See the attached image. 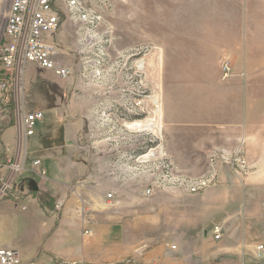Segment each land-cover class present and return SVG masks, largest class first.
Returning <instances> with one entry per match:
<instances>
[{"label":"crops","instance_id":"obj_1","mask_svg":"<svg viewBox=\"0 0 264 264\" xmlns=\"http://www.w3.org/2000/svg\"><path fill=\"white\" fill-rule=\"evenodd\" d=\"M228 24L235 30L217 43L227 45L233 74L223 78L220 66L184 69L183 75L190 77L177 80V89L165 90L161 104L163 145L177 164L196 163L203 158L207 166L213 151L245 150L251 165L249 174L242 178L229 169L228 176L221 166L216 185L225 194L217 190L209 201L214 205V221L220 217L224 225L222 239L216 240L212 231L205 230L213 243L196 246L200 255L192 263L181 244L172 249L165 240L155 238L171 233L162 227L170 226L174 219L166 209L167 217L162 222L159 215H147L146 230L152 237H147L146 245L138 246L144 219L110 209L112 203L106 197L115 191L119 201L131 199L133 203L138 197V181H121L119 161L108 164V155L102 162L103 156L96 161L88 154L81 140L89 99L85 92L76 93L81 88L77 85L61 89L58 101L48 109L60 126L52 127L46 135H33H39L34 143L40 148L18 178L22 190L25 193L28 189L30 196L23 194L17 201L11 193L0 201V246L18 249L22 264H120L132 254L137 258L129 264H264V257H256V246L264 244V21ZM30 65L32 69L43 68ZM46 76L55 83L63 79L52 70ZM66 95L70 98H64ZM16 132L13 123L2 132L8 153ZM38 158L46 167V179L33 170L32 161ZM45 161L54 165L51 173ZM112 167L116 174L108 177ZM60 198L64 206L58 210ZM204 198L207 196L200 197L202 204L207 203ZM185 199L172 191L155 197L166 204L179 202L182 214L186 211ZM198 213L196 222L204 223L207 208L201 207ZM174 222L183 224L186 219L180 217ZM155 226L162 230L156 233ZM87 229L92 233H85Z\"/></svg>","mask_w":264,"mask_h":264},{"label":"rangeland","instance_id":"obj_2","mask_svg":"<svg viewBox=\"0 0 264 264\" xmlns=\"http://www.w3.org/2000/svg\"><path fill=\"white\" fill-rule=\"evenodd\" d=\"M82 1L100 15L99 22L81 27L77 22L66 18L57 31V39L64 50L57 58L61 64L70 66L73 73L55 83L46 76L51 70L32 69L30 64L26 68L27 109L44 111V118L37 124V134L46 135L52 127L60 126L48 109L58 101L57 95L61 89L64 91L78 85L82 89L77 88L76 93L85 92L89 99L86 113L88 118L81 142L88 154L96 157V161L103 156L100 161L104 162V155H108V164L114 165L120 157L128 158L131 151L136 155L154 149L156 161L168 157L171 165L180 172L192 176L205 172L209 166V158L207 166L203 163V158L196 163L179 165L166 151L163 145L165 137L161 111L164 91L177 89L178 86L174 85L177 80L190 77L183 75L184 69L221 67V59L229 55L226 54L227 45L217 42L225 39L227 32L235 30L228 23L264 21V0ZM219 47L221 50L217 53ZM64 98L70 97L66 95ZM2 108L0 106V122L7 117L13 118L11 109L6 111ZM9 121L6 123L9 124ZM137 121L151 125H144L143 129L129 127ZM37 136L28 139V162L40 148L34 143ZM12 142L14 149L17 132ZM162 152L166 155L163 156ZM45 162L51 173L54 165ZM113 167L110 168L108 177L116 174ZM222 168L230 176L229 166L222 163ZM123 172L118 170L117 174L125 182L129 177ZM136 180L137 199L133 203H130L131 199L118 200L109 208L123 211L133 218L144 219L141 220L142 235L137 237L142 240L139 247L146 245L147 237H152L151 232L146 230L148 214L159 215L162 222L167 217V209L176 221L180 217L185 218L186 222L183 224L175 223L173 219L170 226H162L171 233L156 235L155 238L165 240L172 249L173 245L179 248L181 244L188 260H192V263L196 261L200 253L195 251V247L213 243L210 234L207 235L204 231L208 229L211 232L214 224L221 222L220 217L214 221L215 213L211 210L214 205L209 201L214 192L218 190L221 194L223 190L218 189L217 183L216 186L196 194L165 190L186 198V211L183 215L179 210V202L166 204L155 200V197L165 191L152 196L144 194L149 181L143 173ZM203 195L207 196L203 199L207 202L205 204L200 199ZM201 207L207 208L204 223L195 220ZM162 227L155 226V232L159 233ZM136 258L132 254L122 263L129 264Z\"/></svg>","mask_w":264,"mask_h":264},{"label":"built area","instance_id":"obj_3","mask_svg":"<svg viewBox=\"0 0 264 264\" xmlns=\"http://www.w3.org/2000/svg\"><path fill=\"white\" fill-rule=\"evenodd\" d=\"M66 18L82 27L85 24H97L100 15L82 0H0V106L6 111H13V118H7L17 127L16 147L11 153L7 152L0 137V201L11 193H15L17 201L21 200L23 194L25 197L31 194L28 189L24 193V186L18 178L27 170L28 139L35 134L44 112L27 109L25 72L27 66L33 63L54 71L63 79L73 73L70 66L61 64L57 58L64 50L56 39V33ZM221 69L223 78L233 74L230 56L221 59ZM4 121L0 122L1 125ZM155 155L154 149H150L136 155L131 151L128 158H119V167L121 172L127 173L125 176L137 179L143 173L147 177L149 183L144 189L146 196L165 190L192 194L204 192L217 183L222 163L242 178L251 169L243 147L232 151H213L206 171L195 176L175 169L168 157L156 161ZM162 155L166 153L162 152ZM32 167L42 179L47 178V170L41 159L33 160ZM106 197L109 203L119 200L115 191L108 192ZM63 206L64 199H58L56 208L61 210ZM86 221L90 223L91 219L87 218ZM223 231L224 225L216 223L212 229L213 237L222 239ZM91 232L92 229L85 231ZM256 257H264V244L256 246ZM0 264H22L19 250L0 247Z\"/></svg>","mask_w":264,"mask_h":264},{"label":"bare ground","instance_id":"obj_4","mask_svg":"<svg viewBox=\"0 0 264 264\" xmlns=\"http://www.w3.org/2000/svg\"><path fill=\"white\" fill-rule=\"evenodd\" d=\"M145 124H144V122L143 121H137V122H133V123H131L130 125H129V127H132V128H142L143 126H144ZM149 125H151L150 123L148 124H146L145 126H148L149 127ZM146 128V127H145ZM143 129V128H142ZM141 130V129H140Z\"/></svg>","mask_w":264,"mask_h":264},{"label":"trees","instance_id":"obj_5","mask_svg":"<svg viewBox=\"0 0 264 264\" xmlns=\"http://www.w3.org/2000/svg\"><path fill=\"white\" fill-rule=\"evenodd\" d=\"M9 118V117H8ZM6 119V121H4V124H2V125H0V137H1V134H2V132H3V130L6 128V126L8 125L6 122H8V120L9 119ZM10 123H12L13 121L12 120H10L9 121Z\"/></svg>","mask_w":264,"mask_h":264}]
</instances>
